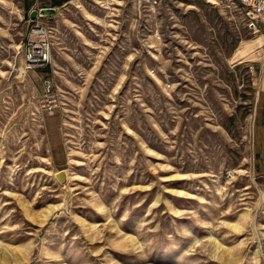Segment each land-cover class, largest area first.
I'll use <instances>...</instances> for the list:
<instances>
[{
	"label": "rangeland",
	"instance_id": "rangeland-1",
	"mask_svg": "<svg viewBox=\"0 0 264 264\" xmlns=\"http://www.w3.org/2000/svg\"><path fill=\"white\" fill-rule=\"evenodd\" d=\"M263 44L226 0H0V264H264Z\"/></svg>",
	"mask_w": 264,
	"mask_h": 264
},
{
	"label": "built area",
	"instance_id": "built-area-1",
	"mask_svg": "<svg viewBox=\"0 0 264 264\" xmlns=\"http://www.w3.org/2000/svg\"><path fill=\"white\" fill-rule=\"evenodd\" d=\"M157 1L153 0V3L156 4ZM230 5L243 16L247 31L264 36V0H234ZM151 36L158 41L161 38L156 31ZM24 50V63L27 69L42 67L50 61V42L43 24L36 22L32 26Z\"/></svg>",
	"mask_w": 264,
	"mask_h": 264
},
{
	"label": "water",
	"instance_id": "water-1",
	"mask_svg": "<svg viewBox=\"0 0 264 264\" xmlns=\"http://www.w3.org/2000/svg\"><path fill=\"white\" fill-rule=\"evenodd\" d=\"M41 12L43 15H52L55 12V10L53 8H45L42 9ZM35 15H36V11L33 10L30 14V17L34 18ZM54 176L59 183H64L66 181V172L64 170L56 172Z\"/></svg>",
	"mask_w": 264,
	"mask_h": 264
},
{
	"label": "crops",
	"instance_id": "crops-1",
	"mask_svg": "<svg viewBox=\"0 0 264 264\" xmlns=\"http://www.w3.org/2000/svg\"><path fill=\"white\" fill-rule=\"evenodd\" d=\"M226 1L228 2V6H229V5H230V2H231V1H234V0H226Z\"/></svg>",
	"mask_w": 264,
	"mask_h": 264
},
{
	"label": "bare ground",
	"instance_id": "bare-ground-1",
	"mask_svg": "<svg viewBox=\"0 0 264 264\" xmlns=\"http://www.w3.org/2000/svg\"><path fill=\"white\" fill-rule=\"evenodd\" d=\"M66 178H67V175H66Z\"/></svg>",
	"mask_w": 264,
	"mask_h": 264
}]
</instances>
